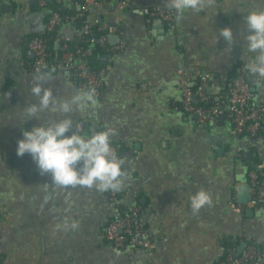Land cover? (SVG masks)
I'll return each instance as SVG.
<instances>
[{
	"label": "crops",
	"instance_id": "1",
	"mask_svg": "<svg viewBox=\"0 0 264 264\" xmlns=\"http://www.w3.org/2000/svg\"><path fill=\"white\" fill-rule=\"evenodd\" d=\"M61 1L77 9L47 30L51 5L0 0V264H224L226 248L239 255L247 238L263 257L246 264H264V211L238 213L230 207L233 199L245 206L236 187L248 184L250 170L264 168V116L251 136L235 132L226 117L201 122L173 109L181 80H195L198 71L207 75L206 93L217 101L225 98L227 84L253 55L243 46V17L264 9V0H203L202 8L180 17L166 0H127L123 8L117 0H105L84 20L74 0ZM152 6L172 10L175 28L167 29L157 17L147 21L142 10ZM85 24L106 34L100 56L106 72L94 103L70 116L81 135L112 131L110 143L124 172L115 202L95 187L51 184L28 154L15 152L21 129L40 123H21L23 109L37 100L31 93L35 77H49L41 83L58 99L88 91L55 65L32 71L30 39L52 33L48 46L55 51ZM224 27L233 31L230 45L219 35ZM247 75L252 103L264 106V87ZM40 118L63 115L45 111ZM198 191L207 192L211 202L194 212L190 199ZM136 201L152 237L150 252L117 250L104 238L107 223Z\"/></svg>",
	"mask_w": 264,
	"mask_h": 264
},
{
	"label": "built area",
	"instance_id": "2",
	"mask_svg": "<svg viewBox=\"0 0 264 264\" xmlns=\"http://www.w3.org/2000/svg\"><path fill=\"white\" fill-rule=\"evenodd\" d=\"M49 0H38L40 5H45ZM61 1V0H56ZM105 0H74L73 4L81 8V16H86L91 8H97L102 5ZM120 7H125L127 0H117ZM146 20L151 17L160 18L166 23L167 29H174V12L160 8L158 6L146 7L142 10ZM69 17H62L60 14L53 12L50 14L46 24L47 30H52L61 25ZM91 28L85 24L80 29L78 35L72 40L65 38L62 43V52L58 59L48 61V40L42 37H33L28 43L29 49L33 53L31 69L34 72H41L46 67L55 65L61 69H66L76 80L77 84L85 90L91 91L93 96H99L103 87V79L105 76V68L100 67L92 70L88 63V57L92 53V48L70 46V43L80 37L82 34H89ZM85 41L96 44L101 47L106 46V34L101 33L98 36L92 35ZM179 75H183L182 69L177 71ZM249 74L242 69L241 74L227 84L225 98L217 101L215 104L205 108L203 103L208 102L209 95L206 93L207 75L197 72L195 80L183 78L180 82L181 98L174 110H179L187 115L196 117L201 122H207L218 117H226L231 123L233 129L237 133H247L248 135H256L261 129V121L264 116V106L254 105L252 103V90L250 84L245 79V75ZM250 75V74H249ZM197 101V102H196ZM111 147L115 154L119 156L116 147ZM249 175V201L241 206L234 199L230 203V207L235 212L241 213L245 208H254L264 211V168L252 169ZM113 202L116 201V194L113 190H108ZM141 208L137 203L119 213L111 219L105 226L104 238L114 249L126 251L128 249H143L148 252L153 249V241L145 221L142 218ZM246 245L239 255L228 251L225 255L224 264H246L257 263L263 257L261 252L252 244V240L247 238Z\"/></svg>",
	"mask_w": 264,
	"mask_h": 264
},
{
	"label": "clouds",
	"instance_id": "3",
	"mask_svg": "<svg viewBox=\"0 0 264 264\" xmlns=\"http://www.w3.org/2000/svg\"><path fill=\"white\" fill-rule=\"evenodd\" d=\"M166 6L174 9L180 17L187 10H199L204 3L203 0H166ZM243 20L247 29L243 46L253 54L245 67L256 83L264 87V9L248 11ZM219 35L232 44L231 28L220 29ZM34 79L36 83L32 85L31 93L37 100L23 109L21 123L31 119L40 123L30 130L21 129V137L16 141V155L28 154L40 174L50 175L51 184L61 188L79 185L95 187L99 191H119L123 186V160L111 147L112 131L101 129L90 136L81 135L79 124H75L70 116L74 111L85 110L90 102L94 103L92 92L78 90L67 99H58L52 88L43 87L41 83L49 77L41 74ZM45 111L60 113L63 118L41 121L40 114ZM210 202L205 191L196 192L190 199L194 212ZM71 227L77 225L73 223Z\"/></svg>",
	"mask_w": 264,
	"mask_h": 264
},
{
	"label": "trees",
	"instance_id": "4",
	"mask_svg": "<svg viewBox=\"0 0 264 264\" xmlns=\"http://www.w3.org/2000/svg\"><path fill=\"white\" fill-rule=\"evenodd\" d=\"M46 5H48V6L51 5V7H50L52 10L51 13L56 12V13L60 14L62 17H71L73 15L74 11L77 9V8L74 9V8L67 7L63 4L62 1H56V0H49ZM78 13H79V11H78ZM84 19H85V17L83 18V20ZM90 28H91V32L89 34H82L80 37L75 38L70 43V46H72L73 49L75 47H83V48H87V49L92 48V53L88 57V63H89L90 68L92 70H97L101 67L100 56L104 53V48L99 46V45H96V44H91L90 42L85 41V40L92 35L98 36L101 33H104V31L101 30L100 28H98V25L90 26ZM52 36H53L52 33H44L43 35H37L35 37H42V38L49 40V39H51ZM62 50H63L62 44L60 45L59 49H57L55 51H53L52 48L48 46V51H49L48 61L51 62L52 60L58 59ZM240 74H241V71H239L233 77V79L237 78ZM244 77L247 81L248 75H245ZM216 102H217V100L215 99V97H213L212 95H209L208 102L203 103V105L205 106V108H208L209 106L215 104ZM136 203L139 206V208H142V205H140V203L138 201H136ZM120 209L123 210L124 208H120ZM252 244L258 245L255 241H252ZM228 251H232V248H230V247L226 248L225 255Z\"/></svg>",
	"mask_w": 264,
	"mask_h": 264
},
{
	"label": "water",
	"instance_id": "5",
	"mask_svg": "<svg viewBox=\"0 0 264 264\" xmlns=\"http://www.w3.org/2000/svg\"><path fill=\"white\" fill-rule=\"evenodd\" d=\"M107 55H103L101 57V62L105 63L107 60ZM237 193H238V202L240 204H246L249 201L250 193H249V187L248 184H241L236 187ZM245 246V243H242L241 246L238 248L237 253H239Z\"/></svg>",
	"mask_w": 264,
	"mask_h": 264
}]
</instances>
